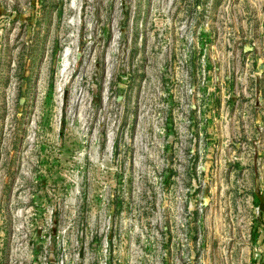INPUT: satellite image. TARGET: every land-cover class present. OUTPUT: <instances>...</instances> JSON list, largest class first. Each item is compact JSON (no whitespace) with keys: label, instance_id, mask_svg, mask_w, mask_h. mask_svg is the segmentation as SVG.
Instances as JSON below:
<instances>
[{"label":"rangeland","instance_id":"rangeland-1","mask_svg":"<svg viewBox=\"0 0 264 264\" xmlns=\"http://www.w3.org/2000/svg\"><path fill=\"white\" fill-rule=\"evenodd\" d=\"M0 264H264V0H0Z\"/></svg>","mask_w":264,"mask_h":264}]
</instances>
